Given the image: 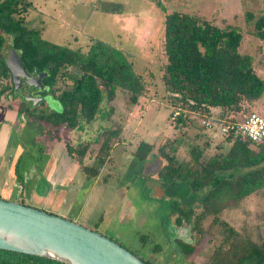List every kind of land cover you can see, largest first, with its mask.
<instances>
[{"label":"trees","instance_id":"16d2710c","mask_svg":"<svg viewBox=\"0 0 264 264\" xmlns=\"http://www.w3.org/2000/svg\"><path fill=\"white\" fill-rule=\"evenodd\" d=\"M115 6L105 3L103 9ZM31 7V0H0V96L7 92L14 94L12 73L4 53L15 50L29 74L46 73L42 84L58 98L62 111L43 112L37 110L40 103L32 107L20 101L21 113L50 124L58 134L60 130L72 131L82 122L92 121L100 109L103 91L107 101L114 99L117 91L122 92L126 108L123 118L140 97L148 95V81L136 71L124 50L102 40H91L87 50L46 40L39 30L25 25V13ZM244 15L253 27V34L264 41V12L246 11ZM241 40L242 33L233 25L219 27L203 16L176 10L164 13L166 61L161 82L166 101L172 108L169 123L177 133L174 137H164L159 144L155 157L161 160V165L155 175L172 190L185 188L198 192L211 185L198 198L197 208L179 200L171 202L175 224H187L191 235L197 236L192 238L194 242L174 239L188 264H194L188 259L196 245L204 240L215 243L202 264H264V244L246 237L220 217L225 209L236 207L264 187V141L257 143L240 134L221 133L217 125L218 121H236L243 112H254L246 105L264 95V79L255 69L253 55L240 53ZM5 43L8 50L4 49ZM60 78L69 81L68 87H56ZM209 117L215 119L211 128L202 123ZM191 129L198 130L194 138L220 134L229 146L204 157L208 141L205 146L193 144L188 132ZM121 131V123L115 128L103 129L95 162L81 166L87 177L95 178L99 174L113 140L120 137ZM154 146L140 141L134 159L144 163ZM183 146L188 149V157L179 159L177 154ZM88 148L87 145L82 150L70 151L69 148L68 152H75L79 161ZM235 168L244 170L216 179L218 173ZM0 264L68 263L0 249Z\"/></svg>","mask_w":264,"mask_h":264},{"label":"rangeland","instance_id":"374dc122","mask_svg":"<svg viewBox=\"0 0 264 264\" xmlns=\"http://www.w3.org/2000/svg\"><path fill=\"white\" fill-rule=\"evenodd\" d=\"M31 1L32 7L25 13L27 27L39 30L46 40L71 48L87 50L91 40H102L124 50L130 56L136 71L148 81V95L140 97L127 117L123 118L126 108L122 92L117 91L115 98L107 101L103 91L100 109L95 118L90 122H82L80 127L70 131L72 135L79 132L74 137L76 140L68 137L65 130L54 134L53 126L46 122L17 118L19 133L14 128L10 150L7 154L4 150L0 152V198H13L21 202L22 193L17 178L24 171H31L32 176L38 175L46 159L61 150L63 142L66 148H71L70 151L89 146L79 161L81 166L92 165L101 144L103 129L115 128L121 123L120 137L113 140L110 154L98 177H87L82 168L78 170L74 177L73 192L58 210L61 214L56 215H63L62 217L102 233L150 264H188L174 242L176 236H186V229H182L183 225L175 224L171 202L179 200L197 208L198 198L211 185L198 192L185 188L172 190L155 173L147 172L150 164L158 159L155 155L158 154V146L164 137H174L177 133L169 123L172 108L166 101L161 82L162 66L166 61L163 51L164 13L176 10L203 16L219 27L233 25L242 33L240 53L253 55L255 69L264 79V41L253 34V27L246 22L244 15L246 11L255 14L264 12V0ZM105 3L116 6L110 10L103 9ZM7 48L8 44L5 43L4 49L8 50ZM4 54L13 74L19 62V54L15 50H8ZM70 70L77 71L72 68ZM68 85L66 78H60L56 83V87L60 89ZM45 91L37 110L61 112L62 105L58 98L48 87ZM246 106L248 110L264 115V95ZM196 131L198 130L188 131L190 141L200 146H205L208 141L204 157L229 146L224 141L225 137L220 134L210 138L204 135L194 138ZM140 141L155 144L146 161L141 164L134 159V151ZM219 145L222 147L218 148ZM177 157L187 158V147H181ZM243 170L244 168H235L220 172L216 179ZM70 173L73 176L71 171ZM23 181L26 197L32 191L29 187L32 186L34 177ZM220 217L246 237L264 244V187L250 194L236 207L225 209ZM191 238L196 239L197 236L192 234ZM214 243L205 240L200 242L188 260H192L194 264H202L209 257Z\"/></svg>","mask_w":264,"mask_h":264},{"label":"water","instance_id":"95a60500","mask_svg":"<svg viewBox=\"0 0 264 264\" xmlns=\"http://www.w3.org/2000/svg\"><path fill=\"white\" fill-rule=\"evenodd\" d=\"M45 72L29 74L19 60L12 74L15 95L29 106H37L44 98L34 91L44 89ZM157 159L147 172L156 173ZM186 236L192 242L188 225ZM0 249L42 256L68 264H146L127 248L74 220L21 202L0 198Z\"/></svg>","mask_w":264,"mask_h":264},{"label":"crops","instance_id":"0c3cea01","mask_svg":"<svg viewBox=\"0 0 264 264\" xmlns=\"http://www.w3.org/2000/svg\"><path fill=\"white\" fill-rule=\"evenodd\" d=\"M19 103L20 99L15 95V93L13 94L7 92L0 96L1 153L4 150V152L7 154V152L10 150L11 135L14 131V128L15 131L19 133L18 127L16 126V119L22 117L26 121L27 119L33 120V118L19 111ZM100 130L102 131V128H100ZM65 131L67 132V136L71 137L72 140H76L75 138L77 136L75 135L79 134V132H76L72 135L70 131ZM59 139L62 140L63 138ZM63 144L64 145L61 147V150L59 149L46 159L44 166L40 167L38 175L36 174L35 176H32L31 171H24V174L17 178V184L21 188L22 193L21 203L45 210L50 213L61 214L58 212V210L61 209V206L67 202V197H69L71 191L73 192L72 186L75 183L74 177L77 171L81 169V163L78 162L76 153H69L64 142ZM75 147H78V145ZM101 170L102 167L100 168V171ZM70 171L72 172L73 176L71 175ZM32 177H34V181L32 186L29 187L30 189L32 188V191L29 192L28 196L25 197V182L23 179L31 180ZM97 177H95V179ZM8 200L20 202L19 200L13 198H9Z\"/></svg>","mask_w":264,"mask_h":264},{"label":"built area","instance_id":"2783aa9c","mask_svg":"<svg viewBox=\"0 0 264 264\" xmlns=\"http://www.w3.org/2000/svg\"><path fill=\"white\" fill-rule=\"evenodd\" d=\"M213 117L203 120L202 123L211 128ZM221 133L240 134L252 142L264 141V116L257 112H243L236 121H218ZM20 184V183H19Z\"/></svg>","mask_w":264,"mask_h":264},{"label":"flooded vegetation","instance_id":"af4514ba","mask_svg":"<svg viewBox=\"0 0 264 264\" xmlns=\"http://www.w3.org/2000/svg\"><path fill=\"white\" fill-rule=\"evenodd\" d=\"M44 90H45V88L42 89V90L34 91L33 94L36 95V96H37V95H41V96H43V95L45 94V92H46V91H44ZM20 101H21V100H20ZM42 101H43V100H42ZM42 101H41V102H42ZM41 102H40V103H41ZM183 225H187V224H183Z\"/></svg>","mask_w":264,"mask_h":264}]
</instances>
